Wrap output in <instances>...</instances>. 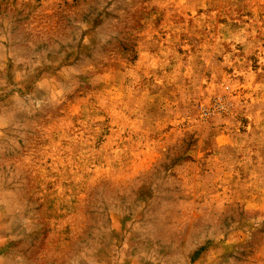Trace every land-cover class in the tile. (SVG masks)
<instances>
[{
  "label": "rangeland",
  "instance_id": "rangeland-1",
  "mask_svg": "<svg viewBox=\"0 0 264 264\" xmlns=\"http://www.w3.org/2000/svg\"><path fill=\"white\" fill-rule=\"evenodd\" d=\"M0 264H264V0H0Z\"/></svg>",
  "mask_w": 264,
  "mask_h": 264
}]
</instances>
